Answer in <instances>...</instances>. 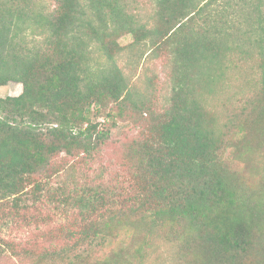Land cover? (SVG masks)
<instances>
[{
	"label": "trees",
	"instance_id": "16d2710c",
	"mask_svg": "<svg viewBox=\"0 0 264 264\" xmlns=\"http://www.w3.org/2000/svg\"><path fill=\"white\" fill-rule=\"evenodd\" d=\"M154 1L149 25L124 0H0V86L23 84L0 96V231H32L29 241L0 235V253L33 264H146L161 235L172 264H264V198L228 169L206 106L230 56L264 57V0ZM125 33L165 52L171 92L159 110L117 65ZM251 109L238 124L241 155L264 145V81ZM117 116L139 135L113 177L55 185L56 158L93 159Z\"/></svg>",
	"mask_w": 264,
	"mask_h": 264
},
{
	"label": "rangeland",
	"instance_id": "374dc122",
	"mask_svg": "<svg viewBox=\"0 0 264 264\" xmlns=\"http://www.w3.org/2000/svg\"><path fill=\"white\" fill-rule=\"evenodd\" d=\"M130 11L140 22L153 24L157 4L154 0H124ZM52 4L53 0H40ZM29 32H31L29 30ZM32 37L33 35H29ZM31 39V38H30ZM29 39V40H30ZM133 36L125 33L118 38L122 51L116 54L117 65L123 71L131 85L136 87L139 95L151 100L156 110L161 109L167 102L171 92L169 65L165 52L160 55L149 50L146 45L133 44ZM95 53L100 56L96 50ZM109 64L105 56L100 57L99 64ZM225 76L219 81L216 91L206 95L208 113L213 116L215 127L225 139V162L240 182L255 198H264V145L253 150L248 155H241L234 143L240 136L239 122L252 110L253 100L264 81V57L258 51L250 56L236 52L226 62ZM98 67L94 63V68ZM23 91V84L10 81L0 86V96H17ZM102 120V118H99ZM117 125L111 126L110 139L103 145L101 151L93 159L67 156L64 153L56 158L60 172L54 176L55 185L62 183H88L94 185L107 182L117 169V161L121 152L139 132L134 129L128 119L117 116ZM110 125V123H109ZM55 223H51L54 225ZM7 240L29 241L32 231L26 230L14 223L0 231ZM172 246L158 236L149 250L146 264H172ZM0 264H33L24 257L14 256L5 249L0 253Z\"/></svg>",
	"mask_w": 264,
	"mask_h": 264
}]
</instances>
